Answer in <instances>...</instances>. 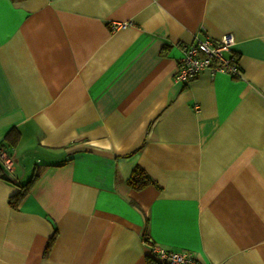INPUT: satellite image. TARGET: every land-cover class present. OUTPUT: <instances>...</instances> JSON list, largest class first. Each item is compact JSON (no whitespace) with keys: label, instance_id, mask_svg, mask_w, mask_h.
Wrapping results in <instances>:
<instances>
[{"label":"crops","instance_id":"crops-1","mask_svg":"<svg viewBox=\"0 0 264 264\" xmlns=\"http://www.w3.org/2000/svg\"><path fill=\"white\" fill-rule=\"evenodd\" d=\"M225 32L238 75L175 78ZM0 145V264H264V0H0Z\"/></svg>","mask_w":264,"mask_h":264},{"label":"built area","instance_id":"built-area-1","mask_svg":"<svg viewBox=\"0 0 264 264\" xmlns=\"http://www.w3.org/2000/svg\"><path fill=\"white\" fill-rule=\"evenodd\" d=\"M120 25H124V23H115L113 27L116 28ZM233 44L234 37L230 32H225L217 38L196 37L191 43L182 44L175 78L188 82L205 69L211 73L238 75L236 58L232 54ZM0 164L6 168L11 167V161L2 145H0ZM144 243L149 247V256L153 264H202L189 250L166 249L154 244L149 239H144Z\"/></svg>","mask_w":264,"mask_h":264},{"label":"trees","instance_id":"trees-1","mask_svg":"<svg viewBox=\"0 0 264 264\" xmlns=\"http://www.w3.org/2000/svg\"><path fill=\"white\" fill-rule=\"evenodd\" d=\"M9 133L6 135L8 137ZM35 174L27 180L25 183L19 184V191L14 194V196L8 199L11 206L16 207L19 201L27 192L31 182L35 178ZM0 177L5 178L2 174V167L0 164ZM153 183V179L148 175V173L139 165H135L127 179V184L135 189H140L147 184Z\"/></svg>","mask_w":264,"mask_h":264}]
</instances>
